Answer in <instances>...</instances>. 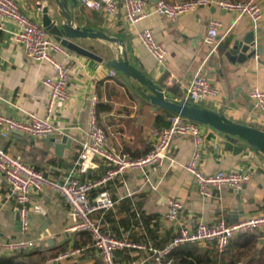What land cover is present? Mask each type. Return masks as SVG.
Returning <instances> with one entry per match:
<instances>
[{
  "label": "crops",
  "instance_id": "1",
  "mask_svg": "<svg viewBox=\"0 0 264 264\" xmlns=\"http://www.w3.org/2000/svg\"><path fill=\"white\" fill-rule=\"evenodd\" d=\"M17 1L21 10L41 26L42 8L47 6L50 15L67 12L73 26L101 31L118 40H76L83 45H92L101 61L69 48H66L67 54H56L58 59L66 61L70 95L68 101L55 104L51 118L55 124L64 127V133L35 138L0 127V148L11 156H21L47 176L61 180L74 165L81 142L86 138L85 129L94 94L98 96V124L107 134L110 144L133 157L148 151L152 129L169 123L172 111L152 104L147 96L150 91L145 86L109 65L111 60L122 56L123 50L129 62L147 78L159 85L170 86L169 90H162L167 99L179 102L183 94L180 84H186L193 75L201 72L219 90L220 105L211 107L200 103L197 104L199 107L213 109L235 122L264 130V113L253 111L248 97L251 87L264 89V0H258L262 16L256 25L246 16L236 17L233 12L214 6L198 7L181 15L175 22L152 14L132 25L125 20L121 2L116 17L109 19L102 11H90L76 0H66V7L61 9L57 7L56 0ZM211 19L220 23L219 55L210 54V46L205 42ZM145 26L152 29L156 39L166 49L164 67L156 66L137 37L138 31ZM16 29L17 25L7 19L0 29V112L15 119H24L28 113L41 116L45 112L48 96V89L42 80L51 75V66L46 61L37 62L26 56L23 46L12 41L11 33ZM250 30L254 31L255 55L252 51L234 54L231 51L233 40ZM112 70L116 75L110 77ZM171 75L178 82L170 84ZM3 131L6 135L2 134ZM201 131L204 139L203 170L207 173L247 171L250 175L248 182L239 190L223 187L220 191L214 189L210 197L200 195L185 169L192 151L191 139L176 136L170 145V160L162 167H150L148 179L138 172L127 171L104 187L89 192L90 198H93L105 188L115 201L113 209L104 213L103 221L117 237L127 236L130 240L150 242L155 248L167 243L174 231L163 217L165 206L162 201L166 196L182 200L179 218L190 226L200 221L210 224L218 219L232 223L264 212V153L241 137L227 135L208 124L201 123ZM63 135L70 139V146L55 148L49 140ZM106 168V162L96 159V166L78 173V177L80 180L95 179ZM31 201L29 229L22 233L17 223L15 199L4 188L0 173V239L32 238L51 251L91 244L87 234L65 230L70 222L69 207L58 194L48 188L33 190ZM99 215L94 213V217ZM236 238L230 240L224 253L230 255L241 251L243 241ZM258 241L255 247L260 249L264 243L258 244ZM197 247L213 252V247L209 245L197 244ZM193 252L199 253L198 250ZM115 261L117 264H155L150 252L130 248L115 251ZM43 264L53 262L47 260ZM65 264H101V261L89 247L80 259Z\"/></svg>",
  "mask_w": 264,
  "mask_h": 264
},
{
  "label": "built area",
  "instance_id": "2",
  "mask_svg": "<svg viewBox=\"0 0 264 264\" xmlns=\"http://www.w3.org/2000/svg\"><path fill=\"white\" fill-rule=\"evenodd\" d=\"M90 11H102L105 17L113 19L118 14L120 2L124 11L125 20L129 24H136L149 15L157 14L175 22L178 18L201 6L233 12L236 17L246 16L254 25L260 20L262 10L258 0H76ZM11 20L17 25L12 31L11 38L24 48V53L30 59L40 62L46 61L51 66V75L45 77L42 83L48 89L45 112L38 116L28 113L24 119H15L0 112V127L17 131L35 138H45L54 134L64 133V127L55 124L51 115L58 102L69 100L67 89L68 69L64 59H58L57 53L67 54V49L60 42L54 40L48 30L23 12L17 0H0V29L4 20ZM220 23L211 19L205 42L210 46V54L219 55L220 40L218 27ZM142 46L153 57L157 67H164L166 49L156 39L151 28L145 26L137 33ZM110 71L109 76H115ZM178 82L174 75L169 77V83ZM183 94L179 103L200 104L206 103L211 107H219V90L211 85L208 79L198 72L186 84L181 83ZM248 97L253 111L264 113V89L253 86L248 90ZM97 94L91 99V107L85 129L86 138L81 142L78 157L61 180H55L41 170L27 163L21 156H11L0 148V173L3 176L4 188L8 189L15 199L16 213L22 233L29 229L31 193L33 190L48 188L58 194L69 207L70 222L65 227L69 233L87 232L90 236L89 246H70L48 259V262L62 263L75 262L90 247L99 256L101 264H117L115 251L123 249L141 250L150 252L155 264H172V252L185 243L203 244L223 252L227 249L230 240L240 234H264V212L251 215L232 223L218 219L214 223L198 222L190 226L180 220L179 215L183 207L181 199L166 196L162 201L165 206L163 215L165 221L174 231L171 239L161 248H155L152 243L132 241L127 236L117 237L108 230L103 221L106 211L113 209L115 201L107 189L103 188L90 198L89 192L97 187H104L118 175L127 172H138L148 179L150 167H162L170 160V145L174 137H189L192 142V151L185 169L200 195L212 196L213 190L220 191L223 187L239 190L248 182L250 175L243 170H218L207 173L201 167L204 139L201 123L189 120L180 114L174 113L169 123L159 129H152L150 148L145 153L133 157L129 153L116 149L110 144L105 131L99 126L96 112ZM210 109V108H209ZM213 110V109H212ZM6 135V131L2 132ZM96 159L107 163L104 173L95 179L80 180L78 173L96 166ZM136 214V207L134 205ZM99 213L94 217V213ZM38 245L32 238L16 240L0 239V253L23 251ZM242 264V263H238Z\"/></svg>",
  "mask_w": 264,
  "mask_h": 264
},
{
  "label": "water",
  "instance_id": "3",
  "mask_svg": "<svg viewBox=\"0 0 264 264\" xmlns=\"http://www.w3.org/2000/svg\"><path fill=\"white\" fill-rule=\"evenodd\" d=\"M57 7H66V0H56ZM42 26L45 27L52 38L60 42L64 47L73 50L74 52L87 56L96 61H101L102 58L98 56L93 50L92 45H83L81 40L85 38L95 39L102 38L107 41H118L112 37L107 36L101 31H94L90 28H81L73 26L71 18L67 12L55 15L49 14L47 6L42 8ZM231 51L236 54H247L252 51L255 55L254 45V31L250 30L244 35L237 36L232 43ZM117 71L131 77L146 87L150 94L147 95L152 104L160 106L164 109L170 110L173 113L180 114L181 116L202 124H208L218 131L224 132L227 135H236L244 139L249 145L264 153V130L235 122L230 118L216 112L209 108L199 107L196 104L179 103L167 99V95L154 83L151 79L147 78L141 73L134 65L129 62L127 53L122 51V56L113 59L109 62ZM55 148L61 149L62 146L67 148L70 146V139L63 135L60 138H53L49 140ZM17 223L19 225L18 216ZM264 243V237H260L258 244ZM53 264H56L53 262Z\"/></svg>",
  "mask_w": 264,
  "mask_h": 264
},
{
  "label": "trees",
  "instance_id": "4",
  "mask_svg": "<svg viewBox=\"0 0 264 264\" xmlns=\"http://www.w3.org/2000/svg\"><path fill=\"white\" fill-rule=\"evenodd\" d=\"M95 12H99V11H95ZM156 85H158V87L161 90L163 89L169 90V87H170L165 84L159 85L156 83ZM97 104H96V112H97ZM170 114L173 115L174 113L172 112ZM132 216L134 217V214ZM135 217H136V214H135ZM106 228L108 229V227ZM77 233H82V234L85 233L90 239L87 232H77ZM260 236L264 237V234L248 233V234L237 235L236 236L237 238L234 237V239L236 238V240L243 241V244H241V251H239L237 254L232 253L230 255L227 253H224L226 250L223 252H219L213 249V252H212V251L197 247V244L185 243L183 244L184 246L181 245L183 247L180 246L181 248L178 247L172 252L171 254L172 264H238V263L264 264V245L260 249H257L255 247L256 242L258 241ZM232 240L233 239H231V241ZM132 241H135V240H132ZM246 247H249L250 250L248 251ZM48 249L49 248L47 246L36 245L33 248L23 250V251H15L9 254L0 253V264H43L49 258L61 252V250L51 251ZM194 250L196 251L198 250L199 253L194 254L193 252Z\"/></svg>",
  "mask_w": 264,
  "mask_h": 264
}]
</instances>
